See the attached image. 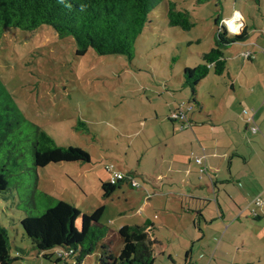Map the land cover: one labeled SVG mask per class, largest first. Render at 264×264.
I'll list each match as a JSON object with an SVG mask.
<instances>
[{
	"label": "rangeland",
	"instance_id": "1",
	"mask_svg": "<svg viewBox=\"0 0 264 264\" xmlns=\"http://www.w3.org/2000/svg\"><path fill=\"white\" fill-rule=\"evenodd\" d=\"M166 1L174 2L177 10L187 11L193 28L184 31L170 27L162 2L151 12V23L137 37L131 59L99 56L91 50L77 56L72 39L59 38L48 26L33 32L6 28L0 33V81L23 117L49 135L57 146L79 147L91 159L86 164L60 163L35 169L25 148L22 172L12 170L9 190L0 193V224L9 235L11 256L17 257L12 264H55L32 248L20 226L27 211L35 215L45 208V196L74 206L81 215H92L102 208L98 224L107 229V235L101 244L114 256L122 249L117 234L120 227L152 221L157 240L154 264H185L189 246L186 240L193 229L190 214H181V207L188 201L193 207L195 200H188L187 196L199 197L198 186L201 191L206 186L210 188L212 171L199 172L206 163L216 166L218 180H227L226 158L222 154L234 149L249 159L257 171L256 176L250 171L246 174L238 162L234 163L233 173L239 183L221 191L220 203H230L227 194L235 193L240 209H246L250 192L264 186L260 171L264 167V35L258 36L264 30V0L260 9L253 0H220V7H216V0ZM235 11H241L248 24L255 22L259 29L248 30L251 45L236 44L224 51L232 75L244 65L242 73L249 80L251 93L247 94L243 87L236 89V94L229 91L228 84L223 83L228 82L226 74H210L197 86L203 112L212 113L213 119L223 123H214L217 127L222 125V130H214L209 124L199 129L204 151L198 143L190 146L191 129L181 134L186 147L180 144V158L185 167L189 161L193 166L188 184L185 175L176 173L182 171L183 165L170 164L178 152L171 146L172 124L167 119L179 104L190 99V90L182 88L183 72L200 64L201 55L213 48L214 19L221 15L236 35L245 29L244 24H239V15L235 13L232 18ZM247 51L256 52L251 63L242 62L240 52ZM236 97L240 98V105ZM257 112L262 114L258 123L257 119L248 122ZM243 115L245 123H250L248 128ZM252 127L256 132H252ZM175 128L179 131L180 126L176 124ZM203 153L216 156L206 158L202 166L195 164ZM110 166L139 187L135 189L129 181L123 182L104 198L100 184L109 183L106 169ZM145 202L147 206L142 211ZM99 254L100 247L81 264H97ZM170 254L174 263L168 259ZM215 254L216 260L210 264H264V226L237 228L233 237L226 234ZM68 263L74 264L73 259ZM196 264L203 263L199 260Z\"/></svg>",
	"mask_w": 264,
	"mask_h": 264
},
{
	"label": "trees",
	"instance_id": "2",
	"mask_svg": "<svg viewBox=\"0 0 264 264\" xmlns=\"http://www.w3.org/2000/svg\"><path fill=\"white\" fill-rule=\"evenodd\" d=\"M162 2L166 5L170 27L184 31L193 28L189 13L177 10L174 2L166 0H0V33L6 28L33 32L48 26L59 38L72 39L77 56H84L91 50L99 56L121 55L131 59L137 37L151 23V12ZM216 2V7H220V0ZM253 2L259 6L260 0ZM225 21L221 15L214 19L216 34L213 48L201 55L200 64L184 69L182 88L190 90V99L179 104L178 108L189 106L190 112H195L200 106L196 99L197 86L210 74L221 77L227 73L224 51L248 41L247 27L236 35L228 30ZM246 60L251 61L252 58ZM26 147L35 169L60 163L86 164L91 160L89 154L79 147L57 146L49 135L27 121L0 81V193L9 190L12 170L22 172L21 160ZM126 180L127 177L115 185L101 182L103 197L108 198ZM44 199L45 208L39 214L32 215L27 211L20 220L24 236L44 259L55 264H69L68 260L73 259L74 264H81L100 247L97 264L155 263L156 241L151 239L152 224L120 227L117 234L122 241V249L118 256H114L106 245L101 244L107 235V229L98 224L102 208L92 215H81L68 203L49 196ZM30 204L34 206L33 201ZM10 250L9 235L0 224V264H12L17 260L11 256Z\"/></svg>",
	"mask_w": 264,
	"mask_h": 264
},
{
	"label": "crops",
	"instance_id": "3",
	"mask_svg": "<svg viewBox=\"0 0 264 264\" xmlns=\"http://www.w3.org/2000/svg\"><path fill=\"white\" fill-rule=\"evenodd\" d=\"M261 0L259 2V6L258 9H260L261 7ZM236 14H239V16L241 17L243 23H244V28H248V29H252V31H259L258 27L256 26L255 22L253 23V25H249L247 22V19L245 17V15L241 12V11H235L233 12L232 18L233 16H235ZM230 22V21H229ZM249 32V31H248ZM251 32H249L250 37L248 39L247 42L245 43H241V45H251V43L249 42L251 40ZM258 33V36L260 35V37H263L264 34ZM257 34V33H256ZM257 35H255L254 37L256 38ZM258 40L253 41L254 44H257ZM233 47V46H231ZM264 52V51H263ZM245 53H251L254 58L251 60L253 61L255 59V53L254 51H247L244 53H241L242 56V62H250L246 59H244L243 54ZM235 57V56H234ZM233 58V57H232ZM228 62V59H227ZM229 66V64H228ZM227 66V73L226 77L228 82L224 84H228V88L230 89L229 91H231L233 94H236V89H240V87L245 88V90L247 91V94L251 93V89L249 87V80L247 79L246 76H243L242 73V69L244 67V65H242L240 71L238 72V74H236L235 76L231 74V72L229 71V68ZM224 74V75H225ZM223 75V76H224ZM205 80V79H204ZM253 81V80H252ZM202 82V81H201ZM200 82V83H201ZM243 94H245L246 92H242ZM238 100V105H240L239 97H236ZM196 99L198 100L200 106L197 108V110L195 112H189L187 114V126L186 127H182V123L181 122H171L172 124V133H171V146L173 147L174 151L178 152V154H175V157H172V160L170 162V164L173 166V164H177V165H183L182 166V171H176V173H182L183 175H185V177L188 179V184L191 183V178H190V174H191V170L193 169V166L191 165V162L189 161L186 165V167L184 166L185 163L183 162V158L182 157V151L180 148V144L182 143L184 147H186V140L181 137L182 133H185L186 131L191 129L192 132V138L190 140L191 143V147H193L192 145L194 144L201 147L202 151H204L205 149L202 148V146L200 145V133H198L199 129L202 128L203 126H206L207 124H209L214 130H222V121H218L215 118L213 119V115L212 113H204V106L203 103L201 102V100L198 98V94L196 96ZM233 102L232 104H234L235 101H231ZM242 105V104H241ZM178 107L175 108L174 111H176ZM173 111V112H174ZM172 113V112H171ZM170 113V114H171ZM245 116L243 115V122L245 123ZM204 120H201V119ZM225 116L223 117V119L225 120ZM262 118V114L258 113L253 115L252 117V121L254 123V120L256 121L257 119V123L258 121ZM168 120V119H167ZM169 121V120H168ZM207 121V122H206ZM215 122H220V124H218V127L214 125ZM180 126L179 131L175 128V125ZM200 125V126H197ZM250 125V123H245V127L248 128V126ZM179 135V136H178ZM185 140L182 141V140ZM193 143V144H192ZM176 152V153H177ZM230 152V151H229ZM228 151H223L222 157L226 158V169H227V173H228V179H220L218 180L217 177L215 176V173L218 171V169L216 168V166H213L211 163L209 165L205 166V169H209V171H212V174L214 175V177L211 180V186L209 188V186H206V190H208L207 194L205 193V189H203L201 191V186H198V190H199V197L198 196H193L188 194L189 196H187L188 200H195V204L193 205V207L191 208V204H189V201L185 203L184 207H181V214H190V219H191V226H192V234L190 236V238H188L187 243H189L188 249L185 251V255H184V263L185 264H196L197 262H199V260L203 263V264H210L214 262V259L216 260V248L219 247V244L221 243V239L224 238V236H226V234H229V237H233L234 234V230H236L237 228H247V227H257L261 228L262 226H264V204L261 207H254V211H255V215H253L250 212L251 209V205L248 204L247 208L245 209H240V207L238 205H240L237 202V195L234 194H227L228 198L230 199V203H220V194L221 191L224 190L226 191V189H229L232 187L233 184L235 183H239L238 179L236 178V176H234L233 173V166L234 163L236 164H240L239 166L241 167V169L243 168L244 170H246L247 172H245L246 174L250 171L251 175L256 176V169L254 168L253 164L250 162L249 159H247L239 150H232L230 153ZM215 157L216 153H209V154H205L203 153V161L206 160V158L208 157ZM221 157V158H222ZM177 158V161H175V159ZM182 160V162H178ZM196 164V163H195ZM197 166V165H196ZM174 167V166H173ZM196 168V167H195ZM215 171V172H214ZM260 171L263 173L264 175V167H262L260 169ZM159 178H162V176H160ZM203 177L200 176L199 179H202ZM251 182V181H250ZM249 182V183H250ZM248 195V194H247ZM249 202H252V199L254 197H259L260 199H263L264 201V186L263 187H259V189L254 193V191H251L249 194ZM186 198V197H185ZM147 206V202H145L141 209L142 211L146 208ZM164 210L166 211L167 209L164 207ZM194 211L197 213H194ZM181 216V215H180ZM144 224H152L153 228H155V224L154 222L150 221L148 223H143ZM166 227V226H165ZM175 231V230H173ZM152 240L156 241V245H157V240L154 237V235L151 238ZM219 243V244H218ZM156 245L154 246V248L156 247ZM189 251V255L186 256V253ZM162 254V253H161ZM164 254V253H163ZM162 254V255H163ZM168 259L174 263V259L172 258L171 254L168 255ZM218 263V261L216 262ZM219 264V263H218ZM229 264H240L237 262H233V263H229ZM243 264H252V263H243Z\"/></svg>",
	"mask_w": 264,
	"mask_h": 264
},
{
	"label": "built area",
	"instance_id": "4",
	"mask_svg": "<svg viewBox=\"0 0 264 264\" xmlns=\"http://www.w3.org/2000/svg\"><path fill=\"white\" fill-rule=\"evenodd\" d=\"M227 21H225L226 23ZM227 27V26H226ZM228 28V27H227ZM229 30V29H228ZM230 31V30H229ZM231 32V31H230ZM232 33V32H231ZM243 57L244 59H248V58H254V56L251 54V53H245L243 54ZM191 111V107L189 106H180L178 108L177 111L171 113L169 116H168V119L170 121H173V122H181L182 123V127H186L187 126V114ZM252 121V118L248 119V122H251ZM252 132H256V129L254 127L251 128ZM195 163L202 166L203 164V158L202 157H198L195 159ZM205 170V168H201L199 170L200 173H203ZM107 173L109 174V184L111 185H115L116 183H118L119 181H125V178L126 176H124L122 173L118 172V171H115L113 170V167L110 166L106 169ZM126 181H129V185L132 187V188H135L137 189L139 187V185L135 182H133L132 180L130 181L127 177V180ZM263 204L262 200L257 197L255 198L251 203V209H250V212L255 215V211H254V208L253 207H261Z\"/></svg>",
	"mask_w": 264,
	"mask_h": 264
},
{
	"label": "water",
	"instance_id": "5",
	"mask_svg": "<svg viewBox=\"0 0 264 264\" xmlns=\"http://www.w3.org/2000/svg\"><path fill=\"white\" fill-rule=\"evenodd\" d=\"M239 24H241V25H242V24H244V23H243V21H241Z\"/></svg>",
	"mask_w": 264,
	"mask_h": 264
},
{
	"label": "clouds",
	"instance_id": "6",
	"mask_svg": "<svg viewBox=\"0 0 264 264\" xmlns=\"http://www.w3.org/2000/svg\"><path fill=\"white\" fill-rule=\"evenodd\" d=\"M237 15H239V14H237Z\"/></svg>",
	"mask_w": 264,
	"mask_h": 264
}]
</instances>
